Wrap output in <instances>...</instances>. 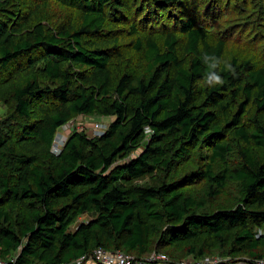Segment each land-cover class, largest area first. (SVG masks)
I'll list each match as a JSON object with an SVG mask.
<instances>
[{"label": "trees", "instance_id": "obj_1", "mask_svg": "<svg viewBox=\"0 0 264 264\" xmlns=\"http://www.w3.org/2000/svg\"><path fill=\"white\" fill-rule=\"evenodd\" d=\"M99 246L264 258V0H0V258Z\"/></svg>", "mask_w": 264, "mask_h": 264}, {"label": "built area", "instance_id": "obj_2", "mask_svg": "<svg viewBox=\"0 0 264 264\" xmlns=\"http://www.w3.org/2000/svg\"><path fill=\"white\" fill-rule=\"evenodd\" d=\"M65 125V124H64ZM63 125V126H64ZM61 126V127H63ZM61 127L59 129H61ZM58 129V130H59ZM57 133V132H56ZM169 259L164 254L150 256L149 258H137L131 253H126L121 250H109L104 247H95L90 252L84 253L70 262H64L61 264H146L149 262H159L161 264H167ZM264 264V258L250 259L245 258L234 261H218L216 258L206 257L203 259H194L189 257L183 261H179L176 264ZM0 264H17V253L7 258H0Z\"/></svg>", "mask_w": 264, "mask_h": 264}, {"label": "rangeland", "instance_id": "obj_3", "mask_svg": "<svg viewBox=\"0 0 264 264\" xmlns=\"http://www.w3.org/2000/svg\"><path fill=\"white\" fill-rule=\"evenodd\" d=\"M112 119H113V117H111V116L100 117L97 115H78V116L74 117L73 119L68 121L63 127H61V129H59L57 131V133L55 134V137H54L53 144L51 146V150L54 153L60 152L66 138L71 133V131H73V130L83 131L88 136H94V135L99 134L101 131H103L107 127L108 122H110ZM134 153H136V152H134ZM191 166H192V164L186 163V164L178 167L175 170V175H179L181 172H184L185 170L189 169ZM200 186H201V183H197L195 185H191L190 188H192L193 190H197ZM230 190H234L233 186H231ZM159 254H164V255H166V257L168 259H170L167 256L168 253L166 250H160V251L151 250L150 253L148 255L144 256L143 258H149L150 256L155 257L156 255H159ZM10 256H12V255H10ZM207 257L216 258V260H218V261H225V262L234 261V260L237 261V260H241V259L246 258L244 256L227 257V256H220L218 254H210ZM185 259H187V257H185L179 261H183Z\"/></svg>", "mask_w": 264, "mask_h": 264}, {"label": "clouds", "instance_id": "obj_4", "mask_svg": "<svg viewBox=\"0 0 264 264\" xmlns=\"http://www.w3.org/2000/svg\"><path fill=\"white\" fill-rule=\"evenodd\" d=\"M204 59H205V60L208 59V55H207V53L204 54ZM212 66L215 67L216 65L213 64ZM224 67H225L226 70H229V71H231V72H234V71H235V70L232 68V66H231L230 64L226 63V62H225V64H224ZM212 81H213L214 84H222V83H223L222 79H221L219 76H214V77L212 78Z\"/></svg>", "mask_w": 264, "mask_h": 264}]
</instances>
